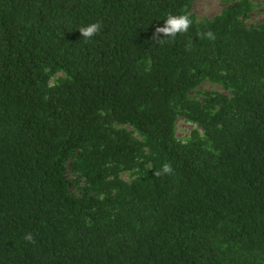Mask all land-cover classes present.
<instances>
[{"label": "trees", "instance_id": "obj_1", "mask_svg": "<svg viewBox=\"0 0 264 264\" xmlns=\"http://www.w3.org/2000/svg\"><path fill=\"white\" fill-rule=\"evenodd\" d=\"M193 1L0 0V264H264V22Z\"/></svg>", "mask_w": 264, "mask_h": 264}, {"label": "rangeland", "instance_id": "obj_2", "mask_svg": "<svg viewBox=\"0 0 264 264\" xmlns=\"http://www.w3.org/2000/svg\"><path fill=\"white\" fill-rule=\"evenodd\" d=\"M237 0H194L191 6V12L197 18H211L220 13V11ZM253 7L251 11L242 17V20L247 26L257 25L264 22V0H252ZM210 91L225 92L224 89L213 82L204 81L202 82L191 95H195L197 98L202 99L205 93ZM197 126L189 122L184 116H179L176 121V136L178 139L184 141L188 136L189 132ZM67 177L73 178L74 174L70 167L66 170ZM122 178L126 181L131 180L129 172H123ZM80 185V184H79ZM70 191L79 193V188L72 184Z\"/></svg>", "mask_w": 264, "mask_h": 264}, {"label": "clouds", "instance_id": "obj_3", "mask_svg": "<svg viewBox=\"0 0 264 264\" xmlns=\"http://www.w3.org/2000/svg\"><path fill=\"white\" fill-rule=\"evenodd\" d=\"M192 24L191 18L186 14L168 15L164 19L163 25H158L154 30V36L157 37H175L177 34L185 33ZM101 25L99 23H89L78 27L79 33L85 39L93 37L99 32ZM211 37V33H209ZM172 168L169 164L162 166V173L169 174ZM25 239L30 240L31 236H26Z\"/></svg>", "mask_w": 264, "mask_h": 264}]
</instances>
